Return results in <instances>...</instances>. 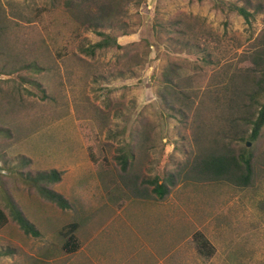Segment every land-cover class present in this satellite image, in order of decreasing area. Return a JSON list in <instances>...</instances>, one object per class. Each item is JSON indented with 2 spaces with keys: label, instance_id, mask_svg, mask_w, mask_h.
<instances>
[{
  "label": "rangeland",
  "instance_id": "obj_1",
  "mask_svg": "<svg viewBox=\"0 0 264 264\" xmlns=\"http://www.w3.org/2000/svg\"><path fill=\"white\" fill-rule=\"evenodd\" d=\"M216 1L238 2L125 0L120 21L104 28L121 47L91 56L83 49L101 37L73 20L66 0H0V204L10 220L0 228V264H264V128L241 142L248 129L232 123L237 104L220 71L248 65L264 15L249 26ZM170 65L182 66L172 96ZM216 138L253 155L252 187L188 177ZM130 151L127 172L150 198L117 208L100 170L125 174L120 158ZM50 170L63 174L51 188L67 210L25 183ZM178 174L163 200L142 185ZM12 200L39 237L13 220ZM185 214L191 226L174 230ZM71 223L80 224L75 253L61 235Z\"/></svg>",
  "mask_w": 264,
  "mask_h": 264
},
{
  "label": "trees",
  "instance_id": "obj_2",
  "mask_svg": "<svg viewBox=\"0 0 264 264\" xmlns=\"http://www.w3.org/2000/svg\"><path fill=\"white\" fill-rule=\"evenodd\" d=\"M239 2H243V4L239 5ZM124 5L125 0H66V11L73 20L80 27H87L101 37V41L83 49V52L94 56L97 51L113 46L121 47L117 39H113L111 35L105 33L104 28L120 21ZM214 8L242 16L249 26L259 15H264V1L257 0H238V2L232 3L230 1L227 3L216 1ZM247 54L242 60L248 64L246 67L238 69L232 68L230 65L227 66L228 68L222 67L220 71L224 75L221 84L227 85L229 83L224 88L227 97L237 104V113L234 115L232 123L233 125L242 123V127L248 129V135H244L241 142L252 143L260 138L264 128V29L255 39L253 49ZM181 68L182 66L179 67V65H170L166 68L164 84L167 95L172 96L180 93L175 79L179 76L178 72ZM167 100L169 99L165 97V101ZM223 133L228 134L227 132ZM214 141L212 147H209L202 155L197 156L192 164L188 165V177L198 181H229L238 187H252L254 179L253 155L248 154L245 147L237 151L234 148V143L228 142L225 138H216ZM130 157H134L131 151L128 154H123L120 158L125 172L123 175H118L114 168H112L113 170H100L105 195L110 201H116L114 204L117 208H121L122 204L129 198H150L149 189H142L139 182L140 175L127 172V167L131 162ZM62 176L63 174L57 170L41 171L30 179H26L25 183L27 186L35 188L45 200L55 204L60 209L67 210L71 208L70 202L51 188L62 181ZM180 176V174L178 177L170 175L164 182H160L159 178H156L153 181L144 182L142 185L153 187V193L157 198L163 200L176 186V180ZM0 177H4V175L0 174ZM123 201L125 202L123 203ZM120 202L122 204H119ZM9 207L14 215L13 220L26 234L35 237L40 236V232L31 224L29 218L13 200L10 201ZM9 222L10 220L0 204V228ZM79 225L78 223H71L61 231V235L66 239L64 247L68 253H75L80 248L75 235ZM195 237L203 248L209 245L202 234L198 233Z\"/></svg>",
  "mask_w": 264,
  "mask_h": 264
},
{
  "label": "crops",
  "instance_id": "obj_3",
  "mask_svg": "<svg viewBox=\"0 0 264 264\" xmlns=\"http://www.w3.org/2000/svg\"><path fill=\"white\" fill-rule=\"evenodd\" d=\"M162 212V211H161ZM167 219H170V216H168V217H166ZM166 218H165V220H166ZM179 218V217H178ZM184 218H187L186 217V214L183 216V218H182V221H180L181 223H180V229L179 228H175L174 230H180L181 232H182V230H185L186 229V227H189V226H191V224H186V219L184 220ZM181 220V219H180ZM178 222H179V220H178ZM166 223V222H165ZM175 223V222H174ZM126 224H128L129 225V223H126ZM186 224V225H185ZM115 228L116 229H118L119 228V226H115ZM100 233V232H99ZM98 233V234H99ZM98 234H97V236H98ZM92 234H90V237H92L91 236ZM173 234H171V236H172ZM93 239V238H92ZM89 252H90V255L89 256H91V250H89ZM140 264H144L143 262H141ZM178 264V263H177Z\"/></svg>",
  "mask_w": 264,
  "mask_h": 264
},
{
  "label": "water",
  "instance_id": "obj_4",
  "mask_svg": "<svg viewBox=\"0 0 264 264\" xmlns=\"http://www.w3.org/2000/svg\"><path fill=\"white\" fill-rule=\"evenodd\" d=\"M249 145H250V143H249Z\"/></svg>",
  "mask_w": 264,
  "mask_h": 264
}]
</instances>
